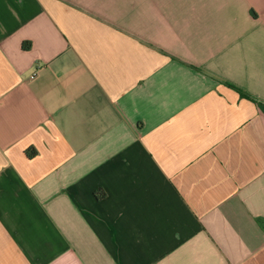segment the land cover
Segmentation results:
<instances>
[{
	"label": "crops",
	"instance_id": "crops-1",
	"mask_svg": "<svg viewBox=\"0 0 264 264\" xmlns=\"http://www.w3.org/2000/svg\"><path fill=\"white\" fill-rule=\"evenodd\" d=\"M0 264H264V0H0Z\"/></svg>",
	"mask_w": 264,
	"mask_h": 264
},
{
	"label": "trees",
	"instance_id": "trees-1",
	"mask_svg": "<svg viewBox=\"0 0 264 264\" xmlns=\"http://www.w3.org/2000/svg\"><path fill=\"white\" fill-rule=\"evenodd\" d=\"M23 48L24 49H29L30 48V43H24L23 44ZM33 154V153H32ZM32 154H30V155H32Z\"/></svg>",
	"mask_w": 264,
	"mask_h": 264
}]
</instances>
